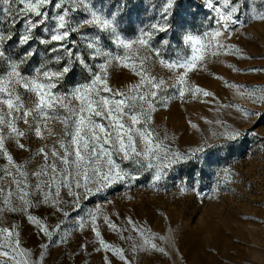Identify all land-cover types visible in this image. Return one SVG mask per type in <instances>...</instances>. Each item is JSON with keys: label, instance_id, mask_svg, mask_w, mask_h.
Instances as JSON below:
<instances>
[{"label": "rangeland", "instance_id": "1", "mask_svg": "<svg viewBox=\"0 0 264 264\" xmlns=\"http://www.w3.org/2000/svg\"><path fill=\"white\" fill-rule=\"evenodd\" d=\"M91 2L107 15L116 13L119 30L127 39H135L141 28L164 22L161 16L164 0H124L126 6L123 8H119L121 0ZM206 3L207 0H175L167 20L170 29L157 33L152 46L160 49L165 59L174 60L191 54L184 43L187 34L207 41V33L221 29L224 35L219 38L220 42L238 51L209 57L201 68L189 73L190 84L213 96L192 99L186 95L181 100L176 90L169 88L162 95L176 98L166 103L159 99L155 102L156 110L151 114L150 125L160 138L166 136L164 144L172 151L204 150L190 160L164 170L159 182L154 179L155 168H141L131 161H122V167L139 178L82 198L78 207L73 206V197L67 195V189H62L64 203L61 207L67 215L48 205L32 209V213L43 219L50 229L59 226L50 238L41 235L23 215L4 213L0 217V227L18 226L20 247L31 253L30 264L36 261L40 264H124L113 252L102 248L88 223V213L97 208L101 209L96 225L102 239L114 248L123 249L131 264H264V105L253 103L229 87L264 89V21L250 19V13L264 12V0H239V22L235 24L220 21ZM219 4L222 11H227L224 0H219ZM213 5H217V0H213ZM20 7L17 3L9 5L0 0V9L11 8V17L0 11V33L12 36L2 47L6 54L15 58L25 51L17 44V37L24 31V18L17 15ZM44 10L48 12L49 20L34 32L32 47L37 55L23 64L24 74L31 75L42 61L63 55L49 51L57 47L55 42L47 46L38 43L39 39L49 37V32L43 28L50 30L54 23L52 17L57 14L51 6ZM13 17L14 25L10 22ZM70 18L76 23L84 18V14L76 11L70 13ZM82 33L102 35L107 50L113 54L121 52L109 41L107 34L85 26L66 42L74 55L83 53L85 58L88 57L89 50ZM149 56L150 74L170 81L173 72L153 55ZM87 62L93 72H98L97 65L103 60L89 59ZM62 66L63 63L52 62L48 68L56 71ZM6 70V62L0 59V73ZM107 78L113 90L127 91L139 83V77L130 69L115 64L109 68ZM91 79L92 73L75 63L53 91L66 93ZM19 91L27 97L22 88ZM238 109H247L256 115L245 118ZM49 127L55 133L63 134L59 122L51 121ZM19 128L26 133L20 140L25 149L18 148L12 140L6 141V147L17 162L27 165V171L31 173L44 163L43 157L36 155L37 151L45 146L47 151L56 137L41 140L28 125L20 123ZM226 129L237 130L240 136L235 140L225 139L220 133ZM5 164L6 159L0 157V167ZM29 180L36 183L34 177L30 176ZM39 199L37 196L36 200ZM104 216L110 218L118 230L108 227ZM81 220L85 221V226L79 229ZM146 239L150 241L147 245L144 244ZM3 242L0 238V243ZM133 245H136L135 251ZM17 256L25 259L19 253ZM0 261L16 264L4 256H0Z\"/></svg>", "mask_w": 264, "mask_h": 264}, {"label": "snow or ice", "instance_id": "2", "mask_svg": "<svg viewBox=\"0 0 264 264\" xmlns=\"http://www.w3.org/2000/svg\"><path fill=\"white\" fill-rule=\"evenodd\" d=\"M4 2L22 6L17 9V15L24 18L22 25L24 31L17 37V44L24 47L25 51L19 58L6 54L2 45L6 39L11 40L12 36L0 33V59L7 65V70L0 73V157L6 159V164L0 167V205H3L0 207V217L6 212L19 213L39 229L41 235L50 238L59 230V226L50 229L43 219L32 213V209L39 205H48L67 215L68 213L61 207L64 203L61 198L62 189H67V195L73 197V206L78 207L82 198L105 191L115 184L129 183L139 178L138 175L123 168L122 161H131L141 168H155L154 179L159 182L163 178L164 170L190 160L197 152L204 150L197 148L188 153L170 150L164 144L166 136L160 138L150 127L151 114L156 110L155 102L158 99L166 103L169 99L176 98L162 95L169 88L175 89L181 100L186 95L192 99L197 96H213L207 90L190 84L188 75L201 68L209 57L236 54L237 49L220 42L219 38L224 35V30L217 29L207 33V41L187 34L184 43L190 48L191 54L167 60L162 56L160 49L152 46V40L157 33L170 29L167 20L175 0H164L161 9L163 23H154L147 29L141 28L135 39H127L121 33L115 12L107 15L93 7L91 0H55V3L53 0H4ZM48 6L56 9L57 14L52 17L54 21L52 28L50 30L47 27L43 28V31L49 32V37L39 39L38 43L47 46L55 42L57 47H52L49 51L62 52L63 55H55L51 60L42 61L31 75L24 74L23 64L37 55L32 47L34 32L48 22L49 15L44 10ZM125 6L124 0H121L119 8ZM206 6L215 11L218 19L225 24L239 22V0L235 3L224 0L227 11L221 10L219 0L216 6L213 5V0H207ZM0 11L7 12L11 17V8ZM76 11H82L84 18L73 23L70 13ZM250 19L264 21V12H252ZM10 22L14 25L15 18H11ZM85 26L107 34L109 41L121 49V52L113 54L107 50L103 45L102 35L90 36L88 33H82L85 47L89 50L88 57L85 58L83 53L74 55L66 42L73 33L79 32ZM163 43L167 44V41ZM149 54L173 72L170 81L150 74V68L147 66ZM98 58L102 59L103 63L97 65L98 72H93L87 61ZM52 62L63 63V66L52 71L48 68ZM75 63L92 73L91 81L82 83L66 93L53 91L72 71ZM114 64L130 69L139 77V83L130 86L127 91L113 90L108 84L107 77L109 68ZM229 87L235 88L237 94L253 103L264 105V89L247 87L241 89L236 85ZM21 88L28 94L26 98L21 95L19 91ZM102 93L110 95L105 96ZM238 111H241L245 118L256 115L247 109ZM51 121L59 122L63 126L62 135L49 127ZM20 123L28 125L41 140L56 137L53 146L47 151L45 150L47 146L37 151L36 155L42 156L44 163L31 173L27 171V165L17 162L6 147V141L12 140L18 148L25 149L20 140L26 137V133L19 128ZM220 135L225 139L235 140L240 136V132L226 129ZM30 176L35 178V184L30 182ZM37 196L40 197L39 200H36ZM100 213L99 208L88 213L90 218L88 223L92 225L98 242L104 250L113 252L124 261V264H131L123 249L114 248L102 239L96 225ZM104 222L113 230H118V226L107 216H104ZM84 226L85 221L81 220L79 229ZM17 228V225L11 229L0 227V238L4 241L0 243V256L16 261V264H30L28 257L31 253L21 249L20 233ZM149 243V240H144L145 245ZM152 247L156 248V245ZM135 249L136 245H133V250ZM17 253L25 259H19ZM0 264L4 262L0 261ZM35 264H40V261H36Z\"/></svg>", "mask_w": 264, "mask_h": 264}]
</instances>
